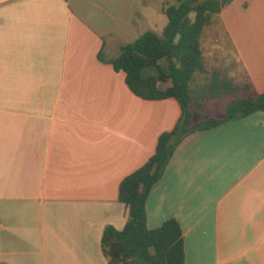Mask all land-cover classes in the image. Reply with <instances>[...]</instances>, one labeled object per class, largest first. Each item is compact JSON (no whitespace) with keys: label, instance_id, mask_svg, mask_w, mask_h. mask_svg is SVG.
Wrapping results in <instances>:
<instances>
[{"label":"crops","instance_id":"crops-1","mask_svg":"<svg viewBox=\"0 0 264 264\" xmlns=\"http://www.w3.org/2000/svg\"><path fill=\"white\" fill-rule=\"evenodd\" d=\"M229 1L202 51L260 95L264 0ZM88 18L70 0H0V264H107L102 234L128 214L119 184L181 117L174 98L130 92L107 63L126 43ZM168 219L184 264H264L263 113L179 144L146 202L149 229Z\"/></svg>","mask_w":264,"mask_h":264},{"label":"trees","instance_id":"trees-1","mask_svg":"<svg viewBox=\"0 0 264 264\" xmlns=\"http://www.w3.org/2000/svg\"><path fill=\"white\" fill-rule=\"evenodd\" d=\"M221 9L220 0H170L162 7L167 23L161 35L147 31L107 61L114 71L125 74V84L136 97L148 101L174 98L182 112L175 127L158 137L154 154L119 184L118 200L128 214L122 230L107 227L102 234L100 247L107 264H184L177 220L168 219L155 229L147 227L150 192L186 137L264 114V93L254 95L249 84L237 85L223 72L208 67L201 35ZM149 68L155 75L144 76ZM208 101L223 104V114L203 119V104ZM193 117L202 119L192 124Z\"/></svg>","mask_w":264,"mask_h":264},{"label":"rangeland","instance_id":"rangeland-1","mask_svg":"<svg viewBox=\"0 0 264 264\" xmlns=\"http://www.w3.org/2000/svg\"><path fill=\"white\" fill-rule=\"evenodd\" d=\"M143 0H70L71 10L86 17L88 22L100 33L107 35L116 32L115 36H120V41L127 43L133 42L136 38L147 31H152L161 35L167 23L165 15L161 12L163 7L170 0H150L146 4ZM234 0H230L227 5H232ZM221 20L217 15L212 17L211 24L205 27L202 35V43L205 35L214 30L219 34L223 28ZM109 39V38H108ZM209 35L206 37V43ZM224 40V38H223ZM125 44V45H126ZM124 46V45H123ZM205 53H209L208 45L205 44ZM119 53V51H118ZM116 53V54H118ZM115 54V53H113ZM103 57L108 55L104 53ZM110 56H113L112 54ZM212 62V56H208ZM144 76L155 75L151 68L143 71ZM203 119L208 116H221L224 105L217 101H208L203 104ZM202 118L193 117L192 124L197 123Z\"/></svg>","mask_w":264,"mask_h":264},{"label":"water","instance_id":"water-1","mask_svg":"<svg viewBox=\"0 0 264 264\" xmlns=\"http://www.w3.org/2000/svg\"><path fill=\"white\" fill-rule=\"evenodd\" d=\"M228 0H220L221 7H224L226 5Z\"/></svg>","mask_w":264,"mask_h":264}]
</instances>
